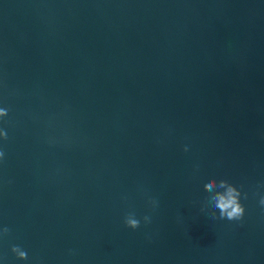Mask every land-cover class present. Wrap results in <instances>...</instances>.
Here are the masks:
<instances>
[{
    "label": "water",
    "instance_id": "95a60500",
    "mask_svg": "<svg viewBox=\"0 0 264 264\" xmlns=\"http://www.w3.org/2000/svg\"><path fill=\"white\" fill-rule=\"evenodd\" d=\"M0 108V264H264V0H0Z\"/></svg>",
    "mask_w": 264,
    "mask_h": 264
},
{
    "label": "clouds",
    "instance_id": "9594fccd",
    "mask_svg": "<svg viewBox=\"0 0 264 264\" xmlns=\"http://www.w3.org/2000/svg\"><path fill=\"white\" fill-rule=\"evenodd\" d=\"M8 116L7 108H0V119L6 118ZM7 132L0 131V140H7ZM184 151L187 152L188 148L185 147ZM5 153L0 151V159H3ZM205 190L209 193L207 198L206 207L209 205L213 209L210 212V216L212 219H221L228 221H240L243 219L245 215V207L241 204V191L229 183L227 180H220L217 182L215 179L209 180L205 185ZM244 198L247 199V194H244ZM155 206V202H152ZM261 207H264V196H261L259 201ZM218 210L219 216L217 217ZM145 224L150 223V217L145 216L144 218ZM125 225L127 228L136 230L140 227V220L135 218L134 214H128L125 217ZM10 234V229L8 227H4L0 230V237H7ZM12 254L19 261H25L28 259V254L26 251L22 250L20 246H12L11 248Z\"/></svg>",
    "mask_w": 264,
    "mask_h": 264
}]
</instances>
